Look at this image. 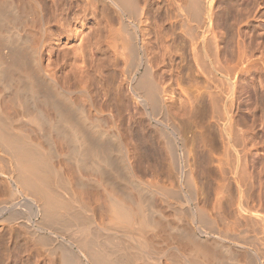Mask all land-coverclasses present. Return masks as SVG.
Instances as JSON below:
<instances>
[{
	"label": "bare ground",
	"instance_id": "bare-ground-1",
	"mask_svg": "<svg viewBox=\"0 0 264 264\" xmlns=\"http://www.w3.org/2000/svg\"><path fill=\"white\" fill-rule=\"evenodd\" d=\"M213 2L174 5L195 67L216 38ZM143 9L0 0V264H264V193L234 133V68L215 137L172 57L167 105L158 77L176 47L159 32L150 52Z\"/></svg>",
	"mask_w": 264,
	"mask_h": 264
},
{
	"label": "rangeland",
	"instance_id": "rangeland-1",
	"mask_svg": "<svg viewBox=\"0 0 264 264\" xmlns=\"http://www.w3.org/2000/svg\"><path fill=\"white\" fill-rule=\"evenodd\" d=\"M138 1L145 8L143 10L146 21L143 25L145 24L148 31L147 39L151 40L150 52L158 51L154 40L157 39L156 33L157 37L161 34L159 32H163L162 35H166L168 38H165L173 41V45L176 47V50L167 51L169 53L165 54L166 73L160 78L158 77L162 87L169 92L168 99H166L167 105L172 104L175 96L171 93V88H174L172 71L175 68V64L170 61L172 57L175 61L179 59L181 61L179 81L183 94L188 100L194 99L198 108L201 106L205 108V113H200L201 117H204L202 120L205 123H211V130L215 137L219 135L216 123L225 121L228 117V102L224 95L228 90V70H232L230 67L234 68L231 71L234 79L232 82H235L233 83L235 102L232 113L234 133L238 137L239 144L241 142L240 149H243L241 150L246 156V165L250 170L253 167L260 173L258 175L261 180L260 190L264 193V0H213L214 7L212 6L213 9L210 12L211 21L207 23L206 29L215 32L213 34L216 37L214 48L219 57L217 56V60L213 58L214 50L211 53L209 47L214 43L209 44L207 41L204 46L206 47L205 53L201 50L199 54V67H195L190 62L187 38L180 28L183 27V22L177 20L179 18L178 8L181 7V4L185 5L186 0H153L152 4L150 0ZM174 5L177 11H175ZM177 22H180V25ZM173 25H175L174 30H172ZM184 25L188 26L189 23ZM187 26L185 29L189 28ZM204 26L198 32L202 38L208 39V35L201 33L205 31ZM156 28L157 30H155ZM169 29L173 31L172 38ZM202 38L200 41L203 40ZM139 39H142L141 33H139ZM98 101V104L103 102L101 98ZM128 101L130 113L137 111L134 102L129 97ZM255 183L258 185L257 182ZM95 222L98 227L107 226V218L104 216L97 217Z\"/></svg>",
	"mask_w": 264,
	"mask_h": 264
}]
</instances>
